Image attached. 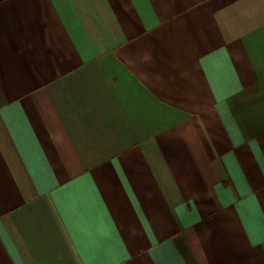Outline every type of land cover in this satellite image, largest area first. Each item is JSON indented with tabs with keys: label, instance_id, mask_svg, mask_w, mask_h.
Segmentation results:
<instances>
[{
	"label": "crops",
	"instance_id": "obj_1",
	"mask_svg": "<svg viewBox=\"0 0 264 264\" xmlns=\"http://www.w3.org/2000/svg\"><path fill=\"white\" fill-rule=\"evenodd\" d=\"M0 264H264V0H0Z\"/></svg>",
	"mask_w": 264,
	"mask_h": 264
}]
</instances>
